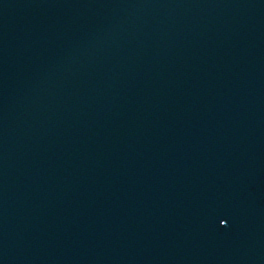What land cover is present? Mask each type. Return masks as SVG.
Listing matches in <instances>:
<instances>
[{"label":"water","instance_id":"water-1","mask_svg":"<svg viewBox=\"0 0 264 264\" xmlns=\"http://www.w3.org/2000/svg\"><path fill=\"white\" fill-rule=\"evenodd\" d=\"M0 264H264V0H0Z\"/></svg>","mask_w":264,"mask_h":264}]
</instances>
